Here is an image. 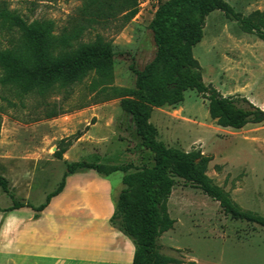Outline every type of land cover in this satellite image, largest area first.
I'll return each instance as SVG.
<instances>
[{
	"label": "rangeland",
	"instance_id": "1",
	"mask_svg": "<svg viewBox=\"0 0 264 264\" xmlns=\"http://www.w3.org/2000/svg\"><path fill=\"white\" fill-rule=\"evenodd\" d=\"M84 1L5 0V5L27 21L50 20L55 34L82 26L81 40L96 34L109 40L111 85L133 87L135 71L154 56L148 24L162 0H138L137 13L128 22L121 13L88 22L89 16L82 11ZM226 1L243 15L264 8V0ZM192 52L206 84L223 95H243L264 109V40L243 31L221 10H213ZM105 87L93 73L44 97L20 95L12 86L0 85V174L9 187L8 193L0 189V229L3 224L9 226L10 211L4 209L12 198L33 206L44 201L61 180L65 160L128 164L129 170L154 164L152 152L140 145L133 130L126 129L131 116L121 109L120 97L109 95ZM207 103L196 90L187 89L181 102L153 108L149 120L166 146L200 149L209 155L205 174L212 182L240 208L264 216V119L239 129L223 127L210 118ZM51 112L56 114L48 117ZM58 148H64L61 158L55 154ZM122 174L115 171L111 179L123 186ZM166 208L174 222L160 234L157 244L159 252L179 261L170 264H264V227L225 214L198 187L176 178ZM22 211L24 218L25 213L35 215L28 207ZM59 226L63 230L44 231L67 243L77 242L75 223L61 221ZM15 258L19 257L8 246L0 253V264H13Z\"/></svg>",
	"mask_w": 264,
	"mask_h": 264
},
{
	"label": "trees",
	"instance_id": "2",
	"mask_svg": "<svg viewBox=\"0 0 264 264\" xmlns=\"http://www.w3.org/2000/svg\"><path fill=\"white\" fill-rule=\"evenodd\" d=\"M137 10L138 0H85L82 5L83 13L89 16L85 19L88 22L120 13L128 22ZM213 10H221L225 16L235 19L243 31L264 40V8L243 15L226 0H162L156 4L148 24L155 44L154 56L135 71L133 87H122L111 85L113 51L109 40L99 34L91 40H81L82 26L65 28L55 34L50 20L27 21L8 9L5 0H0V85L12 86L20 95L34 93L44 97L93 73L109 87V95L120 97L121 109L131 116L132 123L126 129L133 130L140 145L152 152L154 158L152 166L133 170H129L128 164L65 160L61 180L42 203L33 206L12 198V204L4 211L26 206L36 216L62 191L68 174L93 169L108 175L119 170L123 172V187L118 192L109 223L131 239V264L179 263L174 257L159 252L157 244L160 234L174 222L167 213L166 203L176 178L216 200L230 217L264 227V216L240 208L205 174L209 155L200 149L184 151L166 146L157 138L156 127L149 120L153 108L177 104L187 89H194L207 99L208 114L217 125L239 129L248 123L263 121L264 109L247 97L223 95L203 81L202 69L192 48L201 40L205 18ZM55 114L51 112L47 116ZM63 152L64 148H58L55 154L61 158ZM0 189L9 192L8 180L1 174Z\"/></svg>",
	"mask_w": 264,
	"mask_h": 264
},
{
	"label": "crops",
	"instance_id": "3",
	"mask_svg": "<svg viewBox=\"0 0 264 264\" xmlns=\"http://www.w3.org/2000/svg\"><path fill=\"white\" fill-rule=\"evenodd\" d=\"M114 172L101 175L82 169L68 174L62 191L34 217L30 213L23 217L25 206L10 210L9 226L3 224L0 229V253L11 246L19 257L12 260L13 264H131L133 246L109 223L123 187L111 179ZM61 221L75 223L77 242L46 235V229L51 233L63 230ZM42 222L46 226L41 227Z\"/></svg>",
	"mask_w": 264,
	"mask_h": 264
}]
</instances>
